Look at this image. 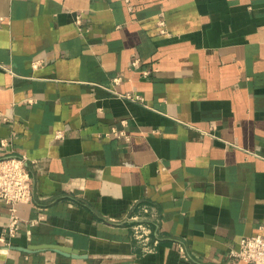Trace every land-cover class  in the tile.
Returning <instances> with one entry per match:
<instances>
[{
	"label": "crops",
	"instance_id": "crops-1",
	"mask_svg": "<svg viewBox=\"0 0 264 264\" xmlns=\"http://www.w3.org/2000/svg\"><path fill=\"white\" fill-rule=\"evenodd\" d=\"M11 155L34 199L9 246L0 199V264H246L231 252L264 224V0H0Z\"/></svg>",
	"mask_w": 264,
	"mask_h": 264
},
{
	"label": "built area",
	"instance_id": "built-area-1",
	"mask_svg": "<svg viewBox=\"0 0 264 264\" xmlns=\"http://www.w3.org/2000/svg\"><path fill=\"white\" fill-rule=\"evenodd\" d=\"M2 144L5 145L3 141ZM0 199L11 210L6 235L1 239L9 246L10 239L17 235L21 224L18 206L32 203L34 199V179L24 156L0 158ZM144 212L148 213L149 209L144 208ZM132 230L133 239L143 253H153L156 250L158 242L153 241L149 225L134 224ZM231 257L246 264H264V224L258 234L242 238L239 248L231 252Z\"/></svg>",
	"mask_w": 264,
	"mask_h": 264
},
{
	"label": "water",
	"instance_id": "water-1",
	"mask_svg": "<svg viewBox=\"0 0 264 264\" xmlns=\"http://www.w3.org/2000/svg\"><path fill=\"white\" fill-rule=\"evenodd\" d=\"M49 248H52V249L56 250L57 252L62 253L61 251L58 250V248H54V247H49ZM41 249H45V248H41ZM70 256L73 257V258H77L78 257L77 255H74V254H70Z\"/></svg>",
	"mask_w": 264,
	"mask_h": 264
}]
</instances>
